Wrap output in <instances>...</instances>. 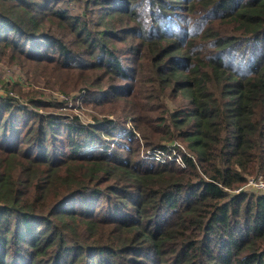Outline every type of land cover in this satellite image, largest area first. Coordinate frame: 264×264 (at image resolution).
<instances>
[{
  "label": "trees",
  "instance_id": "trees-1",
  "mask_svg": "<svg viewBox=\"0 0 264 264\" xmlns=\"http://www.w3.org/2000/svg\"><path fill=\"white\" fill-rule=\"evenodd\" d=\"M2 62L104 117L0 94V264H264V0H0Z\"/></svg>",
  "mask_w": 264,
  "mask_h": 264
},
{
  "label": "rangeland",
  "instance_id": "rangeland-1",
  "mask_svg": "<svg viewBox=\"0 0 264 264\" xmlns=\"http://www.w3.org/2000/svg\"><path fill=\"white\" fill-rule=\"evenodd\" d=\"M30 76L31 73H29L25 68L19 65L16 64L10 65L8 63H3V62L0 63V94L7 95L11 97L13 100L21 103V105L27 106L32 110L44 114L53 113L57 116L56 118L58 121H61L63 118L68 119L67 121H72L75 118H78L81 125L85 127L95 122L94 121L95 116L101 118L104 117V115L101 114L99 110L93 109L92 107L89 108L86 105L85 103L86 94L84 92L64 93L58 90L44 89L43 86H41L43 84L42 78L31 80V78H29ZM16 81L17 82L19 81L20 83L23 84V86L20 87L21 91L19 89L13 90V85L16 83ZM30 89L41 90L42 91L41 97H43L44 99L46 98L48 101H52V102L54 101V103L55 102L59 103L60 106L57 112L54 113L52 110H42L35 108L31 102V98H29V96L24 94V92H27ZM11 93H14V95L17 96L21 102L16 100L14 97H12ZM119 134H121L124 137L127 134V131L123 130L119 132ZM118 138L116 140L107 139L105 144L96 145L97 147L96 149L100 151H104L106 147H110L111 150L114 148L115 144L117 143ZM177 144L181 146V150L183 152L184 151L190 152L181 142H178ZM170 153L173 154L172 151ZM141 154H143L144 159L148 161H155V159H153L150 156L148 151L147 153H144L142 151Z\"/></svg>",
  "mask_w": 264,
  "mask_h": 264
},
{
  "label": "built area",
  "instance_id": "built-area-1",
  "mask_svg": "<svg viewBox=\"0 0 264 264\" xmlns=\"http://www.w3.org/2000/svg\"><path fill=\"white\" fill-rule=\"evenodd\" d=\"M11 96L14 97L16 100L20 101L19 98L14 95V93H11ZM176 146H180V145L175 143L171 147H169L168 150L158 149V150H150L148 152L153 159H155L156 161H158L162 164H165L170 160V161L177 162L181 167L185 168L186 163H185L182 155L177 152ZM169 150H171L173 152V154H171L170 153L171 151H169ZM185 152L187 154H189L187 151H185ZM243 190H250L252 192L264 193V178H263V176L259 175L256 178H250L248 180V183L244 187L239 188L235 192L239 193Z\"/></svg>",
  "mask_w": 264,
  "mask_h": 264
}]
</instances>
